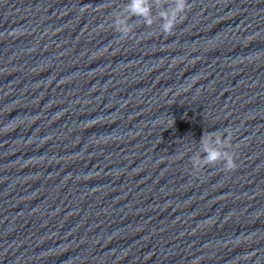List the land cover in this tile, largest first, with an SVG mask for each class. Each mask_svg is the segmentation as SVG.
Segmentation results:
<instances>
[{
    "label": "clouds",
    "instance_id": "9594fccd",
    "mask_svg": "<svg viewBox=\"0 0 264 264\" xmlns=\"http://www.w3.org/2000/svg\"><path fill=\"white\" fill-rule=\"evenodd\" d=\"M191 8L189 0H128L123 8L114 9L110 14L109 26L121 40L130 38L138 19L146 28L156 25L160 34L170 36L184 20ZM158 12L159 23L154 18ZM135 18V19H134ZM236 131L231 127L214 132L205 131L199 141L198 150L189 158L193 172L208 167L220 166L226 173L239 167L237 149L233 144Z\"/></svg>",
    "mask_w": 264,
    "mask_h": 264
}]
</instances>
